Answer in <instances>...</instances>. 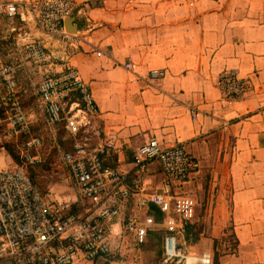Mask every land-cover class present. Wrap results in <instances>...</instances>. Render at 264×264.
Returning a JSON list of instances; mask_svg holds the SVG:
<instances>
[{"label": "crops", "instance_id": "crops-1", "mask_svg": "<svg viewBox=\"0 0 264 264\" xmlns=\"http://www.w3.org/2000/svg\"><path fill=\"white\" fill-rule=\"evenodd\" d=\"M26 16L0 17V54L14 63L21 95L75 67L99 108L104 139H113L104 161L139 181L130 183L131 199L163 180L155 160L137 175L135 148L150 137L181 142L199 161L182 189L198 206L209 202L211 236L226 229L234 243L218 264H264V0H75L76 32L65 42ZM30 38L44 44L46 62L20 60L18 45ZM153 69L164 77L152 79ZM228 70L251 89L224 105L216 80Z\"/></svg>", "mask_w": 264, "mask_h": 264}, {"label": "built area", "instance_id": "built-area-1", "mask_svg": "<svg viewBox=\"0 0 264 264\" xmlns=\"http://www.w3.org/2000/svg\"><path fill=\"white\" fill-rule=\"evenodd\" d=\"M75 10V0H9L0 3V17L13 20L16 15L32 20L49 35L65 42L70 32L64 21ZM17 54L37 64L47 61L44 44L27 39L18 45ZM132 70L134 63L125 62ZM15 65L0 54V85L7 92L6 119L19 133H28L34 122L15 94ZM165 70L150 71L152 79L163 78ZM220 101L226 105L247 96L251 84L239 78L234 70L222 72L216 80ZM38 106L50 126H61L69 140L62 154L74 181L79 198L54 197L40 190L23 166H0V262L14 264H79L93 263L111 251V233L120 216V201L131 198L130 183L138 184L129 172L107 164L103 156L113 147V139H104L97 122L99 108L91 89L75 67L69 66L37 83ZM38 137L27 141L29 147L40 145ZM29 164L40 161L36 154L24 156ZM132 162L138 176L147 163L155 160L163 174L161 185L152 191L141 189L136 206L145 214L132 213L125 218L124 229L136 244L146 241L148 232L160 225L165 230L160 264H186L189 253L181 238L196 214V199L182 187L199 169V161L181 142L161 145L150 137L137 146ZM143 181H141V186ZM87 202V206L85 204ZM155 205L158 211L152 208ZM157 218L159 220H157ZM195 264H211V253L195 257Z\"/></svg>", "mask_w": 264, "mask_h": 264}, {"label": "rangeland", "instance_id": "rangeland-1", "mask_svg": "<svg viewBox=\"0 0 264 264\" xmlns=\"http://www.w3.org/2000/svg\"><path fill=\"white\" fill-rule=\"evenodd\" d=\"M20 60L37 64L26 59ZM15 94L22 107L29 114L34 115V122L28 133H19L10 127L6 119L7 92L0 85V166L10 168L17 165L23 166L40 190L61 198H79L68 167L62 159L63 152L69 148V140L65 138L64 129L61 126L47 124L38 106L37 94H30L25 98L24 95H21L18 86L15 88ZM31 137H38L41 142L40 145L29 147L27 141ZM9 149L18 157V161L12 158ZM27 153L38 155L40 161L35 164L27 163L24 158ZM152 190L148 189L146 191ZM195 197L201 203L199 198ZM85 204L88 205L86 201ZM120 204L122 205L120 216L116 220V223L119 224L114 225L115 231L111 233L110 253L93 263L79 264H160L164 228L160 225L153 227L148 232L146 241L141 245L136 244L132 234L124 229L125 218L132 213L145 214L146 208L137 207L136 199L131 198L120 201ZM203 204H199L200 206L197 204L196 214L190 224L188 236L182 237L181 242L184 244L185 251L194 257L209 251L211 253V264H215L219 252L223 249H232L234 243L229 231L226 229L224 230L225 234H220L219 237L211 236L209 202ZM157 220L159 219L157 218ZM158 236H160L159 239ZM197 264L200 263L197 262Z\"/></svg>", "mask_w": 264, "mask_h": 264}, {"label": "trees", "instance_id": "trees-1", "mask_svg": "<svg viewBox=\"0 0 264 264\" xmlns=\"http://www.w3.org/2000/svg\"><path fill=\"white\" fill-rule=\"evenodd\" d=\"M9 153L11 154L12 158H14V160L18 161V157L15 156V155L11 152V149H9ZM17 166H18V165H17ZM190 224H191V223H190ZM190 224H189V226L187 225L186 230H185V232H184V234H183V238L186 237V236H188V232H189ZM164 234H165V232H164ZM163 236H164V235H162V246H163ZM159 238H160V236H158V239H159ZM162 255H163V247H162V254H161V258H160V263H161ZM0 264H14V263L12 262V260H8V259H6V260L1 261ZM215 264H218V260H217V259L215 260Z\"/></svg>", "mask_w": 264, "mask_h": 264}, {"label": "water", "instance_id": "water-1", "mask_svg": "<svg viewBox=\"0 0 264 264\" xmlns=\"http://www.w3.org/2000/svg\"><path fill=\"white\" fill-rule=\"evenodd\" d=\"M72 22H73V19H72V17H69V18H67L65 21H64V25H65V29L67 30V32H76V29L75 28H71V27H69V23L70 24H72ZM152 206V208H154L155 210H157L158 211V208L155 206V205H151Z\"/></svg>", "mask_w": 264, "mask_h": 264}, {"label": "bare ground", "instance_id": "bare-ground-1", "mask_svg": "<svg viewBox=\"0 0 264 264\" xmlns=\"http://www.w3.org/2000/svg\"><path fill=\"white\" fill-rule=\"evenodd\" d=\"M195 257L194 256H189L186 264H195Z\"/></svg>", "mask_w": 264, "mask_h": 264}]
</instances>
